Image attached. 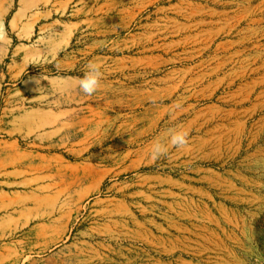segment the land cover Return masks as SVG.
<instances>
[{"label": "rangeland", "instance_id": "1", "mask_svg": "<svg viewBox=\"0 0 264 264\" xmlns=\"http://www.w3.org/2000/svg\"><path fill=\"white\" fill-rule=\"evenodd\" d=\"M0 165V264H264V0H0Z\"/></svg>", "mask_w": 264, "mask_h": 264}, {"label": "clouds", "instance_id": "2", "mask_svg": "<svg viewBox=\"0 0 264 264\" xmlns=\"http://www.w3.org/2000/svg\"><path fill=\"white\" fill-rule=\"evenodd\" d=\"M102 72L99 65L90 64L88 72L80 79L79 87L83 93L91 96L100 87ZM186 133H174L171 136L170 143L175 146L183 147L186 144ZM166 147L157 142L153 145L151 156L152 159H157L166 151Z\"/></svg>", "mask_w": 264, "mask_h": 264}, {"label": "crops", "instance_id": "3", "mask_svg": "<svg viewBox=\"0 0 264 264\" xmlns=\"http://www.w3.org/2000/svg\"><path fill=\"white\" fill-rule=\"evenodd\" d=\"M0 166H1V165H0ZM1 180H3V178H1ZM16 182H17V181L12 182V183L14 184V183H16ZM1 183H3V182H1ZM17 183H18V182H17ZM17 183H16V184H17ZM2 196H3V195L0 194V198H2ZM0 253H1V251H0Z\"/></svg>", "mask_w": 264, "mask_h": 264}]
</instances>
